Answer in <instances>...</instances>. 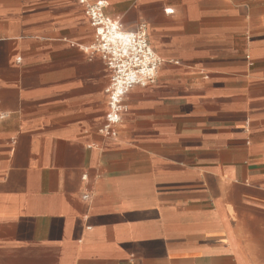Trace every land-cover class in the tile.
<instances>
[{
	"label": "crops",
	"instance_id": "1",
	"mask_svg": "<svg viewBox=\"0 0 264 264\" xmlns=\"http://www.w3.org/2000/svg\"><path fill=\"white\" fill-rule=\"evenodd\" d=\"M161 60L100 132L79 0H0V264H264V0H99Z\"/></svg>",
	"mask_w": 264,
	"mask_h": 264
},
{
	"label": "built area",
	"instance_id": "2",
	"mask_svg": "<svg viewBox=\"0 0 264 264\" xmlns=\"http://www.w3.org/2000/svg\"><path fill=\"white\" fill-rule=\"evenodd\" d=\"M94 28L92 49L111 73L106 89L107 113L100 132L116 135L120 116L125 109L124 97L135 86H145L155 81L161 60L151 49L144 24L134 32H124L118 22L110 20L103 12L99 0H79Z\"/></svg>",
	"mask_w": 264,
	"mask_h": 264
}]
</instances>
